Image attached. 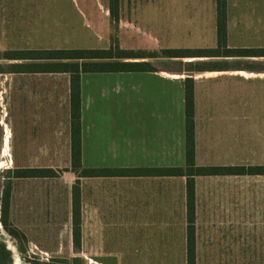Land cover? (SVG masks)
<instances>
[{
	"label": "crops",
	"instance_id": "0c3cea01",
	"mask_svg": "<svg viewBox=\"0 0 264 264\" xmlns=\"http://www.w3.org/2000/svg\"><path fill=\"white\" fill-rule=\"evenodd\" d=\"M29 1L0 0V28L8 20L9 33L18 34V20L27 18ZM240 1L227 0V48L233 50L251 47L234 45L232 36L264 29V13L249 6L239 10ZM109 3L93 0L88 8L99 13L95 18L112 17ZM204 3L208 11L203 10ZM116 16L129 25L122 28L121 49L143 56L122 61L148 62L154 70L81 73L82 167H184L187 78L194 82L196 164L264 166V123L258 126L252 118L259 93L264 91V55L161 54L190 49L169 48L167 38L174 34V22L159 24L169 19L183 20V25L191 27V20H197L202 34L214 36L211 44L200 49H216V0H118ZM134 19L154 20L155 31L144 30ZM130 30L147 40L144 49L158 54L126 49L129 45L124 40ZM6 60L9 69L0 62V164L10 163L11 172L59 170L55 177H10L9 219L14 227L27 240L38 241L34 237L42 235L50 221L60 225L62 215L69 211V240L73 242V186L78 182L81 243L88 232L90 244L96 246L94 257L125 258V251L138 253L143 243L168 244L169 250L181 243L187 258V177L157 173L79 176L71 169L70 73L19 72L18 64L46 61ZM163 61L176 66H157ZM177 61H182L180 68ZM195 192L197 257L201 243L203 257L213 258L217 251L219 258L232 254L234 264H241L243 243H249L250 256L261 253L264 258V174L195 176ZM111 244L118 247L111 249Z\"/></svg>",
	"mask_w": 264,
	"mask_h": 264
},
{
	"label": "rangeland",
	"instance_id": "374dc122",
	"mask_svg": "<svg viewBox=\"0 0 264 264\" xmlns=\"http://www.w3.org/2000/svg\"><path fill=\"white\" fill-rule=\"evenodd\" d=\"M27 6L29 7L27 10V18L18 20V34L9 33L11 29L7 27L8 20H3V26L0 28V62L4 64V69H9L8 64L10 61L6 60L10 56L9 52L16 49L19 51L85 48L111 49L117 52L123 45L122 28L123 26H129L127 20L123 24L122 19L115 20L112 18L113 16H100V18H95L99 13L88 8L93 6V0H30ZM248 6L253 11L264 13V0H242L239 3L238 9L243 10ZM203 10H209L208 3H204ZM133 21L146 31H155L154 20L134 19ZM159 21L160 23H158L163 26L166 25L167 21L174 22V26H172L174 34L172 33L167 38L169 40V48L200 49L207 47L204 45L211 44L212 37H214L209 33L202 34L199 31V22L195 19L191 20V23H193L192 27L189 24L183 25V20L180 19ZM178 23L181 26L177 28ZM130 27L134 28L132 24ZM23 32H27V34ZM232 37V43L234 45L247 44L251 47L250 49H246L249 53L240 52L245 49H235V55H258L261 50H264L261 49L264 48V29L262 28H257L253 34H240ZM124 42L127 46L129 45L126 49H135L137 53L144 55L158 54L150 49H144L147 46L143 44L147 40L135 31H128ZM161 52L162 55H165L164 51ZM17 61L24 62L25 60L17 59ZM167 62L163 61L157 64V66L169 67L172 65ZM177 62H179V65H177L180 68V62L182 61ZM195 66L201 67L200 63H197ZM254 111L252 118H254V123L260 126L264 123V91L259 93L257 109L254 108ZM10 167L11 164L7 162L0 164V223L10 235L7 237L1 230L0 241L5 242L8 249H10L8 243L10 241L15 246V249L18 250L17 254L23 262L29 264H187L186 252L181 243L173 245L175 248L172 250L167 249L168 244L143 243L140 244L142 249L138 253L125 251L124 254L128 255L125 258H96L94 257L96 254V246L95 244H90L88 232L80 248H75L74 243L69 240L70 227L67 223L69 211L64 212V216L62 215V219L59 221L61 223L60 225H57L55 221H50L51 225L43 228L42 235L34 237L35 239H39L38 241H29L22 235L14 234L10 229L17 228L14 227L10 219L9 227L7 228L5 226L1 210L3 192L6 190L9 179L13 175L9 170ZM128 245L134 246L137 244H126L125 247ZM213 245L215 249L218 246L216 243ZM221 245L223 247L224 244ZM228 246H232V243H229ZM249 246V243H243V249H246L245 253H243L241 264H264V258H261V253H258L254 257L250 256L248 251ZM110 247L111 249H115L118 245L111 244ZM137 255L139 256L137 257ZM203 255L202 244L200 243L197 264H234L232 254L220 258L218 257L217 251L214 252L213 258H205ZM11 256L13 259L11 264H15L13 251H11Z\"/></svg>",
	"mask_w": 264,
	"mask_h": 264
},
{
	"label": "trees",
	"instance_id": "16d2710c",
	"mask_svg": "<svg viewBox=\"0 0 264 264\" xmlns=\"http://www.w3.org/2000/svg\"><path fill=\"white\" fill-rule=\"evenodd\" d=\"M217 5V36L216 49H171L164 53L170 57H201L217 55L220 52L235 53L227 48V0H216ZM111 14L115 20L119 18L118 0H110ZM249 53L248 50L240 51ZM9 59L45 60V63L18 64L19 72H66L71 75V169L79 176L97 175H176L187 177V264H197L196 253V192L195 176L208 174L253 173L264 174V166L231 167V166H198L195 162V94L192 78L185 81V111H186V165L176 168L157 169H90L83 168L81 162V73L83 72H121V71H151L154 67L148 62H128L120 59L141 58L143 56L119 49H33L10 51ZM252 55V54H244ZM256 55V54H255ZM258 55H264L261 50ZM119 59V60H115ZM15 177H55L59 170L52 168H24L14 170ZM3 223L9 227L10 184L2 197ZM73 243L75 248L81 247V191L77 183L73 186ZM14 234L22 235L17 229H10ZM11 251L5 242L0 241V264H11Z\"/></svg>",
	"mask_w": 264,
	"mask_h": 264
},
{
	"label": "bare ground",
	"instance_id": "6f19581e",
	"mask_svg": "<svg viewBox=\"0 0 264 264\" xmlns=\"http://www.w3.org/2000/svg\"><path fill=\"white\" fill-rule=\"evenodd\" d=\"M190 60H194V58H190ZM3 231V233L8 237V236H10L8 233H7V231L4 229V227L2 226V224L0 223V231ZM10 240V239H9ZM9 243V250H11V251H13L14 252V262H15V264H29V263H25V262H23L22 261V259L18 256V254H17V251L18 250H16L15 249V246L14 245H12V243L9 241L8 242Z\"/></svg>",
	"mask_w": 264,
	"mask_h": 264
}]
</instances>
